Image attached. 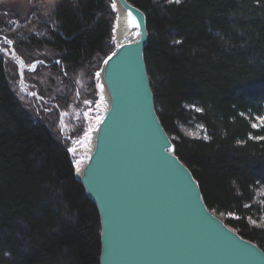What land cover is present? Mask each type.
Masks as SVG:
<instances>
[{"label": "trees", "instance_id": "trees-1", "mask_svg": "<svg viewBox=\"0 0 264 264\" xmlns=\"http://www.w3.org/2000/svg\"><path fill=\"white\" fill-rule=\"evenodd\" d=\"M128 1L147 17L145 62L176 155L208 208L264 251V228L250 222L254 191L264 186V126L251 122L264 111V0ZM111 3L67 0L7 30L27 62L45 47L56 53L50 68L67 86L58 106H67L72 87L78 105L95 104L96 73L115 48ZM10 69L0 54V264H99V216L75 177L72 140L59 130L58 112L18 97ZM189 122L206 135L180 132ZM78 125L73 140L83 117Z\"/></svg>", "mask_w": 264, "mask_h": 264}, {"label": "water", "instance_id": "water-1", "mask_svg": "<svg viewBox=\"0 0 264 264\" xmlns=\"http://www.w3.org/2000/svg\"><path fill=\"white\" fill-rule=\"evenodd\" d=\"M113 2L117 45L98 72L105 110L76 169L99 216V264H264L262 248L208 208L156 113L145 12ZM120 28L133 38L118 39Z\"/></svg>", "mask_w": 264, "mask_h": 264}, {"label": "rangeland", "instance_id": "rangeland-1", "mask_svg": "<svg viewBox=\"0 0 264 264\" xmlns=\"http://www.w3.org/2000/svg\"><path fill=\"white\" fill-rule=\"evenodd\" d=\"M67 0H0V54L5 63L9 67H16V88L17 95L22 100H26L32 109L45 113L52 110L58 112V128L65 139L72 140L69 146V152L74 159L75 170L81 166L90 149L93 130L97 126V122L102 117L105 110L104 96L99 84L98 71L97 75V91L98 98L95 104H91L85 100L83 104L78 105V87L69 88L73 95L66 93L64 101L67 106H58L55 99L65 93L67 87L61 79V76L50 68V64L58 62L55 59L56 53L49 48L36 50L33 59L27 62L22 55L15 49L13 39L7 30H16L19 26L25 24L34 15V18H46L51 14L56 5ZM112 4V3H111ZM112 10L115 12L114 27L116 22V11L112 4ZM2 26V27H1ZM112 43L114 41V32H112ZM82 84H80V89ZM76 94V95H75ZM57 107V108H56ZM82 117L86 121L85 129L82 134L73 140V132ZM264 117V111L260 115H255L251 120L252 125L259 124V118ZM263 126H257L260 128ZM180 132L189 137L205 136L206 131L201 123L189 122L178 128ZM175 137V134L172 135ZM252 207L250 209V222L259 227L264 228V186L256 187L253 196ZM213 212V211H212ZM214 213V212H213ZM215 214V213H214ZM218 217L221 215L216 214ZM227 216V215H224Z\"/></svg>", "mask_w": 264, "mask_h": 264}, {"label": "bare ground", "instance_id": "bare-ground-1", "mask_svg": "<svg viewBox=\"0 0 264 264\" xmlns=\"http://www.w3.org/2000/svg\"><path fill=\"white\" fill-rule=\"evenodd\" d=\"M112 4H113V6H114V2H113V0H112ZM132 4V3H131ZM133 5V4H132ZM135 6V5H134ZM115 8V7H114ZM116 11V10H115ZM116 18H117V11H116ZM116 25H115V28H114V30H115V32H116ZM114 32V31H113ZM148 33H149V31H148ZM115 34V33H114ZM117 38L118 39H120L121 41H124V40H129V39H132L133 38V33H131V32H125V31H123L121 28L119 29V31H118V29H117ZM116 47V46H115ZM115 49V48H114ZM108 56V55H107ZM106 56V57H107ZM105 57V58H106ZM104 58V59H105ZM145 58V57H144ZM104 61V60H103ZM103 63V62H102ZM101 66H102V64H101ZM100 69H101V67H100ZM100 69H99V71H100ZM98 71V72H99ZM147 73H148V71H147ZM149 76V75H148ZM150 79V78H149ZM150 85H151V83H150ZM153 91V90H152ZM153 95H154V93H153ZM154 103H155V97H154ZM155 109H156V107H155ZM156 113H157V111H156ZM103 114H104V112H103ZM165 129V128H164ZM166 130V129H165ZM167 132V131H166ZM169 135V134H168ZM170 137V136H169ZM171 138V137H170ZM173 141V140H172ZM174 143V142H173ZM175 145V144H174ZM75 177H76V170H75ZM77 179V178H76Z\"/></svg>", "mask_w": 264, "mask_h": 264}, {"label": "snow or ice", "instance_id": "snow-or-ice-1", "mask_svg": "<svg viewBox=\"0 0 264 264\" xmlns=\"http://www.w3.org/2000/svg\"><path fill=\"white\" fill-rule=\"evenodd\" d=\"M169 2H172V0H169ZM176 3H179L180 0H175ZM138 26V25H137ZM109 59H111V57H109ZM99 75V74H97ZM102 87V86H101ZM197 111H200V109H197ZM257 126H264V117L259 118V124H254L253 127H257ZM205 139H207V137H205Z\"/></svg>", "mask_w": 264, "mask_h": 264}]
</instances>
